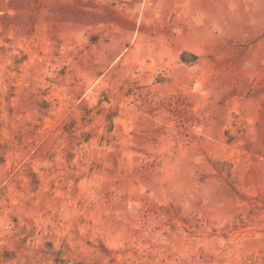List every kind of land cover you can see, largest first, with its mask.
<instances>
[{
  "label": "rangeland",
  "instance_id": "obj_1",
  "mask_svg": "<svg viewBox=\"0 0 264 264\" xmlns=\"http://www.w3.org/2000/svg\"><path fill=\"white\" fill-rule=\"evenodd\" d=\"M0 264H264V0H0Z\"/></svg>",
  "mask_w": 264,
  "mask_h": 264
}]
</instances>
